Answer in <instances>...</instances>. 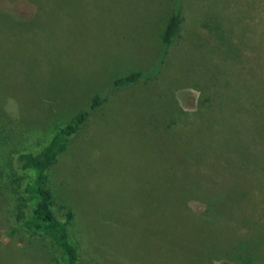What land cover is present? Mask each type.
I'll return each instance as SVG.
<instances>
[{
  "label": "rangeland",
  "instance_id": "rangeland-1",
  "mask_svg": "<svg viewBox=\"0 0 264 264\" xmlns=\"http://www.w3.org/2000/svg\"><path fill=\"white\" fill-rule=\"evenodd\" d=\"M0 0V264H65L24 227L37 152L103 98L47 169L77 264H264V0Z\"/></svg>",
  "mask_w": 264,
  "mask_h": 264
},
{
  "label": "trees",
  "instance_id": "trees-1",
  "mask_svg": "<svg viewBox=\"0 0 264 264\" xmlns=\"http://www.w3.org/2000/svg\"><path fill=\"white\" fill-rule=\"evenodd\" d=\"M173 12L166 22L162 42L167 46L179 25V0H172ZM166 47L161 50L158 59L151 69L137 71L120 77L114 81L116 86L127 85L142 80L152 73H158L163 62ZM100 95H94L88 107L80 110L70 121L58 126L49 140L37 152L21 151L16 159L23 172L30 171L32 176L24 183L22 192L31 203L28 217L23 221L25 228L41 232L51 237L65 257V264H77L78 246L73 236V214L56 208L52 191L47 187V169L57 156L66 148L68 142L74 140L86 122L91 111L102 103Z\"/></svg>",
  "mask_w": 264,
  "mask_h": 264
}]
</instances>
